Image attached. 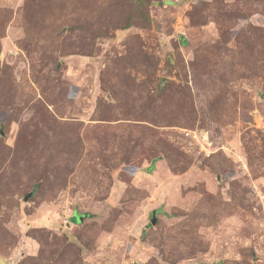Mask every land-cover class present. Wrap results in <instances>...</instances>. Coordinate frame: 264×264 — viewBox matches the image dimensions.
<instances>
[{"label":"rangeland","instance_id":"rangeland-1","mask_svg":"<svg viewBox=\"0 0 264 264\" xmlns=\"http://www.w3.org/2000/svg\"><path fill=\"white\" fill-rule=\"evenodd\" d=\"M215 263L264 264V0H0V264Z\"/></svg>","mask_w":264,"mask_h":264},{"label":"water","instance_id":"water-1","mask_svg":"<svg viewBox=\"0 0 264 264\" xmlns=\"http://www.w3.org/2000/svg\"><path fill=\"white\" fill-rule=\"evenodd\" d=\"M83 218H84V216H82V217L80 218V220H82ZM151 223H152V224H156V223H157L156 210H154L153 213H152V216H151Z\"/></svg>","mask_w":264,"mask_h":264},{"label":"trees","instance_id":"trees-1","mask_svg":"<svg viewBox=\"0 0 264 264\" xmlns=\"http://www.w3.org/2000/svg\"><path fill=\"white\" fill-rule=\"evenodd\" d=\"M159 210H160V209H159ZM156 212H157V211H156ZM88 215H91V214H90V213H88ZM72 218H73V221H74V222H77V221H76V217H75L74 215H73V217H72ZM151 224H152V223H151ZM152 225H154V224H152ZM215 264H219V263H215Z\"/></svg>","mask_w":264,"mask_h":264}]
</instances>
